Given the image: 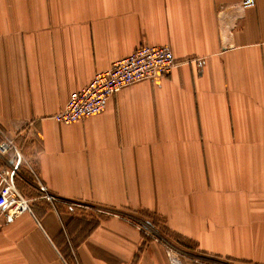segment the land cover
Listing matches in <instances>:
<instances>
[{
    "label": "crops",
    "instance_id": "obj_1",
    "mask_svg": "<svg viewBox=\"0 0 264 264\" xmlns=\"http://www.w3.org/2000/svg\"><path fill=\"white\" fill-rule=\"evenodd\" d=\"M241 2L0 0V129L37 176L16 179L33 214L0 215V264H170L136 220L195 264H264V0ZM144 45L171 47L169 76L55 121Z\"/></svg>",
    "mask_w": 264,
    "mask_h": 264
},
{
    "label": "built area",
    "instance_id": "obj_2",
    "mask_svg": "<svg viewBox=\"0 0 264 264\" xmlns=\"http://www.w3.org/2000/svg\"><path fill=\"white\" fill-rule=\"evenodd\" d=\"M256 0H242L241 9L253 8ZM176 66L175 57L169 46L139 47L129 57L118 61L105 72L95 74L92 81L82 89L74 92L65 108L55 117V121L71 125L86 118L101 114L110 100L124 88L142 81H156L171 74ZM0 215L6 223H12L23 214H33L30 200L18 189L16 179L22 165L28 166L35 177L31 165L21 155L14 138L0 129ZM13 152V156L10 153ZM40 191L49 200H54L46 188L40 184ZM101 211V210H99ZM142 232L151 236L165 248L170 264H195L201 257L185 252L180 246L168 241L150 221L133 222ZM182 249L183 252L179 250ZM185 258V260L183 259Z\"/></svg>",
    "mask_w": 264,
    "mask_h": 264
},
{
    "label": "rangeland",
    "instance_id": "obj_3",
    "mask_svg": "<svg viewBox=\"0 0 264 264\" xmlns=\"http://www.w3.org/2000/svg\"><path fill=\"white\" fill-rule=\"evenodd\" d=\"M23 195H24V193H23ZM25 196V195H24ZM26 197V196H25ZM28 199V198H27ZM183 249V248H182ZM182 249L181 248H179V250L181 251V252H183L182 251ZM185 252H187L188 254H189V252L188 251H185ZM191 253V252H190ZM192 255H194L193 253H191ZM184 260H185V258H183ZM211 262H209L210 264H231V263H229V262H226V261H213V260H210ZM204 263H207V262H204Z\"/></svg>",
    "mask_w": 264,
    "mask_h": 264
}]
</instances>
